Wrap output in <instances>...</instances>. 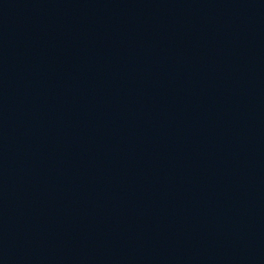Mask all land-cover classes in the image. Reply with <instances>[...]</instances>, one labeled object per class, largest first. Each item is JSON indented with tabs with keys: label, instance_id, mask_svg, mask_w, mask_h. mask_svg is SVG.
Wrapping results in <instances>:
<instances>
[{
	"label": "water",
	"instance_id": "water-1",
	"mask_svg": "<svg viewBox=\"0 0 264 264\" xmlns=\"http://www.w3.org/2000/svg\"><path fill=\"white\" fill-rule=\"evenodd\" d=\"M0 264H264V0H0Z\"/></svg>",
	"mask_w": 264,
	"mask_h": 264
}]
</instances>
